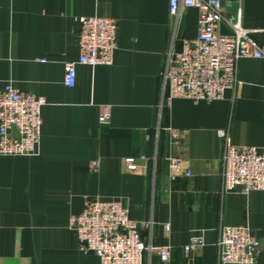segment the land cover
Returning <instances> with one entry per match:
<instances>
[{
    "label": "crops",
    "instance_id": "crops-1",
    "mask_svg": "<svg viewBox=\"0 0 264 264\" xmlns=\"http://www.w3.org/2000/svg\"><path fill=\"white\" fill-rule=\"evenodd\" d=\"M223 4V15L240 16L264 46V0ZM83 17L114 20L117 50L110 66L75 65V86L67 88L65 64L78 61ZM197 32L196 10L175 25L168 0H0V90L11 84L46 102L37 154L0 156V264H99L79 251L69 228L89 198L120 201L131 220L152 219L151 240L172 247L171 264H219L221 229L239 226L259 241L255 264H264V192L222 191L219 137L223 131L228 144L264 154V61L241 60L222 101L168 105V55ZM105 108L110 120L102 123ZM171 159L190 175L171 180ZM195 238L202 245L186 256ZM143 264L161 263L144 256Z\"/></svg>",
    "mask_w": 264,
    "mask_h": 264
},
{
    "label": "built area",
    "instance_id": "built-area-1",
    "mask_svg": "<svg viewBox=\"0 0 264 264\" xmlns=\"http://www.w3.org/2000/svg\"><path fill=\"white\" fill-rule=\"evenodd\" d=\"M169 13L174 23L185 10L197 12L198 32L195 38L180 41V49L171 50L162 75L164 99L170 104L176 99L194 103H213L224 100L225 93L237 85L238 64L243 59L264 61V46L259 45L250 31L242 28L240 16L223 15V0H168ZM226 25L231 33L223 35ZM117 24L102 17H83L79 20V58L65 64L64 85L73 88L76 82L75 65L91 68L110 66L117 50ZM44 62V61H43ZM45 100L23 93L7 84L0 90V156L31 157L37 154L41 132V109ZM163 103H161V107ZM99 120H110L107 108ZM180 137L178 132L172 135ZM225 140L223 151L222 191H239L244 195L264 192V154L257 148L232 146ZM144 160V158H141ZM128 171L137 170L136 160L127 158ZM93 172L99 163L90 165ZM189 176L180 160L171 159L169 176ZM154 221H134L128 210L117 200L89 198L82 212L70 218L69 228L77 236L78 249L84 255H94L99 264H143L144 256L156 257L161 264H171L172 247L154 245L151 233ZM165 232L169 226L163 227ZM148 233L146 240L143 234ZM202 245L193 239L184 247L186 256ZM219 264H255L259 241L248 227H223L218 241Z\"/></svg>",
    "mask_w": 264,
    "mask_h": 264
}]
</instances>
